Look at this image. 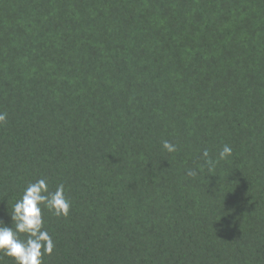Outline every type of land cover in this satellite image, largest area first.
<instances>
[{
	"label": "trees",
	"instance_id": "trees-1",
	"mask_svg": "<svg viewBox=\"0 0 264 264\" xmlns=\"http://www.w3.org/2000/svg\"><path fill=\"white\" fill-rule=\"evenodd\" d=\"M0 112V220L71 203L44 264H264V0H0Z\"/></svg>",
	"mask_w": 264,
	"mask_h": 264
},
{
	"label": "clouds",
	"instance_id": "clouds-1",
	"mask_svg": "<svg viewBox=\"0 0 264 264\" xmlns=\"http://www.w3.org/2000/svg\"><path fill=\"white\" fill-rule=\"evenodd\" d=\"M7 121V113L0 112V126ZM163 148L169 153L176 151V146L165 140ZM232 155V148L225 144L219 152V160H226ZM208 171H214L216 161L209 157L207 149L203 151ZM188 176L195 177L197 172L189 170ZM71 203L65 195L63 184L51 191L46 179L29 183L22 196L12 205L9 213L11 224L0 220V257H9L14 264H44L43 257L51 255L54 241L45 229V210L57 217L69 215Z\"/></svg>",
	"mask_w": 264,
	"mask_h": 264
}]
</instances>
